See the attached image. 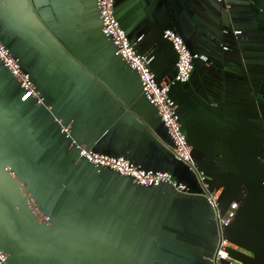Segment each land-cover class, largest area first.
<instances>
[{
    "label": "water",
    "instance_id": "water-1",
    "mask_svg": "<svg viewBox=\"0 0 264 264\" xmlns=\"http://www.w3.org/2000/svg\"><path fill=\"white\" fill-rule=\"evenodd\" d=\"M114 13L158 81L178 72L167 29L190 51L193 80L169 96L191 161L98 0H0V40L34 84L28 94L0 57L6 263L215 264L224 236L241 247L229 258L264 264V0H115ZM83 149L173 178L143 184ZM218 189L221 213L239 203L226 225L208 197Z\"/></svg>",
    "mask_w": 264,
    "mask_h": 264
},
{
    "label": "built area",
    "instance_id": "built-area-1",
    "mask_svg": "<svg viewBox=\"0 0 264 264\" xmlns=\"http://www.w3.org/2000/svg\"><path fill=\"white\" fill-rule=\"evenodd\" d=\"M98 1L104 20V31L113 36L115 43L119 46V53H121L124 59L130 62V64L138 70L141 80L143 81L145 91L147 92L148 96L157 104L159 114L164 119L171 137L175 141L177 155L186 161H191L192 146L188 142L182 124L179 121V116L177 114V104L169 96L171 84H173L175 80H189L193 70V57L186 47L182 37L170 29L165 31V36L173 42L179 53V60L177 63L178 72L177 75L172 79L166 77L161 81H158L150 66L152 56L140 53L136 50L134 44L129 41L125 30L121 27L120 21L116 18L114 13L115 0ZM0 57L17 76L19 82L27 90V93H34V84L29 79V75L23 72L17 60L11 55L9 49L3 45L1 40ZM82 152L91 161L110 166L123 174L132 176L135 181L143 184L169 181L173 178L172 174L168 171H145L144 169H140L123 156H109L101 153L88 152L85 149H83ZM198 174L200 180L203 182L205 179L204 173L202 171H198ZM203 184L207 186L205 182H203ZM185 187L186 186L183 184H179L177 186L178 189L182 190L185 189ZM220 193V189L209 191L208 197L217 211L219 223L221 225H226L229 224L234 218L239 203L237 201L232 202L230 207L224 213H221L219 204ZM229 248L241 249V247L230 241L227 237L222 236L218 243L217 251L212 257V261L215 264H223V260H228L229 264H240L239 262L228 257L227 252ZM0 264H7L6 254H4L1 250Z\"/></svg>",
    "mask_w": 264,
    "mask_h": 264
},
{
    "label": "flooded vegetation",
    "instance_id": "flooded-vegetation-1",
    "mask_svg": "<svg viewBox=\"0 0 264 264\" xmlns=\"http://www.w3.org/2000/svg\"><path fill=\"white\" fill-rule=\"evenodd\" d=\"M232 14H235V11H234V10L232 11ZM192 73H193V70H192L191 75H190V78H189L190 81L193 80V78H192Z\"/></svg>",
    "mask_w": 264,
    "mask_h": 264
}]
</instances>
